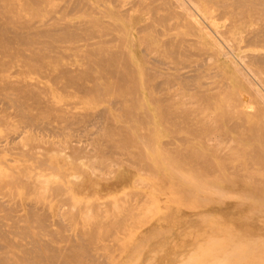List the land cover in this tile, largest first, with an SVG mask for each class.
Segmentation results:
<instances>
[{
	"label": "bare ground",
	"instance_id": "obj_1",
	"mask_svg": "<svg viewBox=\"0 0 264 264\" xmlns=\"http://www.w3.org/2000/svg\"><path fill=\"white\" fill-rule=\"evenodd\" d=\"M134 114L146 130L128 124ZM147 138L150 161L131 149ZM127 154L136 156L138 171L149 161L150 171L145 169L158 189L172 190V199L181 194L201 204V210L177 218L227 220L224 227L218 224L221 231L243 241L223 246L229 257L225 262L221 255L223 262L248 263V255L255 263L264 261V0H0V264H75L89 254L86 237L93 229L83 228L75 238L66 223L73 228L71 219L77 220L82 228L92 218H84L88 209L103 208L104 200L85 201L91 189L114 191L140 182L117 174ZM17 185L25 188L19 199L12 190ZM70 188L76 193H68ZM148 197L127 198V208L120 206L124 215L112 223L118 226L148 204ZM96 210L90 211L93 220L102 214ZM77 214L85 219L81 225ZM65 220L64 231L59 224ZM52 222L59 229L49 230ZM39 228L51 238L39 236ZM144 231L153 235L154 226ZM119 237L112 242L124 248ZM12 246L19 252L9 253ZM189 257L191 263L199 256Z\"/></svg>",
	"mask_w": 264,
	"mask_h": 264
},
{
	"label": "rangeland",
	"instance_id": "obj_2",
	"mask_svg": "<svg viewBox=\"0 0 264 264\" xmlns=\"http://www.w3.org/2000/svg\"><path fill=\"white\" fill-rule=\"evenodd\" d=\"M65 100V99H64ZM105 103V102H104ZM104 103H100L98 106L99 107H101ZM130 102H128L127 101V103H125V105L124 106H127L128 108L130 107V104H129ZM122 110V109H121ZM121 110H117V109H115L114 110V112L115 113H123V112H120ZM136 115L134 114L133 116H132V119L128 122V124H132L133 126H135L136 127V129H138V130H142V129H144L143 127H141L140 125H139V122L136 120V117H135ZM132 122V123H131ZM134 123V124H133ZM137 123V124H136ZM149 124L147 123V127H149L148 126ZM140 127V128H138V127ZM145 130H146V128H145ZM147 130H148V128H147ZM61 137V136H60ZM62 138V137H61ZM53 139H55L56 141H57V138H54L53 137ZM59 139V138H58ZM148 139V138H147ZM144 140V141H148V143L147 144H145V145H143L144 143H146V142H144L143 140L142 141H136V143H131V145H133V146H131V145H129V146H131V149H134L135 151H137L136 150V148H137V146H135L136 144L138 145V147H139V149H138V151L137 152H135L134 151V153L136 154H140L141 153V155H143L144 154V156L147 154V152H149V148H150V142H149V139L148 140ZM45 140L47 141H50V139H49V137L48 138H46V136H45ZM46 141H45V143H46ZM48 141H47V143H48ZM144 142V143H143ZM139 143H142V146H140L139 145ZM44 144V143H43ZM149 144V145H148ZM128 146V147H129ZM148 146V147H147ZM140 148H141V150H143V152L140 150ZM143 148V149H142ZM144 148H145V150H144ZM129 149H130V147H129ZM130 149V150H131ZM132 151V150H131ZM145 151H147V152H145ZM75 152L76 151H73V153L75 154ZM133 152V151H132ZM73 154V155H74ZM139 154H138V156H139ZM149 154V153H148ZM128 155H130V154H127V156ZM140 155V156H141ZM131 156H132V154H131ZM131 156H128L127 157V161L126 160H123V161H125V163L127 164L128 163V165H130L131 166V164L133 165L132 167H130V166H128V165H126L123 161H122V163L120 162L117 166H116V168L117 169H119V170H117V174L118 173H129L130 174V176L131 177H140V182L142 183L141 185H143V184H145L144 186H141V185H137V187H136V185L134 184V183H136V182H133V181H130V183L129 182H127V183H123V184H121V186H117V188H114V191H113V189L112 190H110V189H104V188H99V187H96V188H94V189H91L88 193H87V195H86V198H85V201L87 200V202L89 201V199L90 200H92V199H94V201H96V199H100V200H98L99 202L100 201H102V200H104V201H102L101 203H102V205H100L101 206V210H96L97 208H98V206L96 205L97 204V202H95V205L97 206H93L94 208H91L92 206H90V208L91 209H93V211H91V209H88V213L86 214L85 212V215H84V218L85 219H87V218H89V217H87L89 214H91V215H89V216H91L92 218H93V215H92V213L91 212H93V214L95 213V210H96V212L98 211V213H100L99 211H101L102 212V214L100 213V214H98V216L99 215H101V216H103V217H98L97 215L95 216L94 215V217L97 219V222H96V224L97 225H95V220H93L92 218H90V220L89 219H87L88 221H86V222H91V219H92V224L91 223H86V222H84L85 221V219L84 218H82L83 216H81L82 214H77V216L79 217H76V219H79V223L78 224H80V223H82V222H84L82 225L84 226H82V228H80L81 226H79V225H77V227H78V229H77V227H76V224H77V222H76V224H74V222L75 221H77V220H73V219H71V221H72V226H73V228L70 226V224L68 225V223H69V221L67 222L66 220H68V219H66L65 221H63V223H61V224H59L60 226H62V228L64 229V231H65V229L67 228V231L69 232H71L72 234H73V232H75L72 236H74L75 235V238L77 237V233H80V231H83V230H85L86 228H89V229H87V230H91V229H93L92 231V235H91V237L89 236V237H86L85 235H84V237H86V241H87V244H88V246H90V248H92V249H89V254H84L83 256H81L79 259L81 260L80 262L81 263H79V259H78V261L75 263V264H82V262L84 263V262H86L85 264H98V263H100V264H114V262H115V264H136V263H138V264H144L145 262H147V261H149V260H151L152 262H148V264H187V263H185V262H187L188 261V263H190V261H189V256H191V255H194V256H196V257H198V259H196L197 261L196 262H194V261H192V262H194V263H190V264H207V263H209V262H212L211 261V259H214V260H217L216 262L218 263V264H220V260H221V262H223V259L225 258V262H229V257L227 256L228 254L226 253L228 250L227 249H225V247L227 248V246H225V244L227 245V243L229 242V243H232V242H236V240L237 241H243V239H241V238H235L236 240L235 241H233V240H231V239H229L228 237H227V235L223 232V231H221L222 230V226L224 227V226H226V222H227V220H221V219H218V218H216V217H208V219L209 220H207V218L206 219H204L203 221H202V219H198V220H196L195 222H192V223H190V222H184V220H182V219H180V218H177V217H180L181 216V218L183 217V215H188V214H192V213H194V212H196V211H199V210H201V208H202V206H201V204L200 203H198L197 202V200L196 199H193V198H189L188 197V200L189 201H192L191 203H193V201H194V203L193 204H191V203H189V201L187 202V198L186 197H184L183 198V196L181 195V194H179V192H177V191H174V189H173V191L176 193H178L179 195H180V198H179V195L176 197V196H174L173 197V199H175V197L178 199H176L177 201H173V199H172V197H171V195L173 196V193L172 194H169V193H171L170 191H172L171 189L170 190H168V188H159L158 189V186H156V184H155V182L153 181V178L154 177H152L151 176V174H150V170H149V167H148V165H147V163L150 165V163H149V156H145V157H147V158H145L146 160L148 159L149 161L147 162H145L146 164H144V162H143V160L141 161L142 162V165H143V167H141V168H139V171L138 170H136L135 168H136V166H134L135 165V161H137L136 159H135V155H133V157H134V160L132 159V158H129V157H131ZM12 158H14L13 156H12ZM16 158V157H15ZM128 158H129V160L130 161H128ZM131 159H132V161H134V163H131L132 161H131ZM14 162L15 161H11L10 162V164H14ZM130 162V163H129ZM138 162V161H137ZM136 162V163H137ZM140 163H137V165L140 167V165H139ZM126 165V166H125ZM147 165V166H146ZM145 168H147L149 171H147ZM144 169H145V171H146V173L148 174H144ZM125 170V171H124ZM141 171V172H140ZM142 171H143V173H142ZM145 177H144V176ZM143 176V177H142ZM142 180V181H141ZM146 181H148V182H146ZM138 182V181H137ZM140 182H138L139 184H140ZM148 183V184H150V185H148L147 184V187H146V183ZM149 182H151V183H149ZM138 183H136V184H138ZM132 185V186H131ZM131 186V187H130ZM134 186V187H133ZM151 186V187H150ZM156 186V187H155ZM15 189H14V188ZM12 187V190H14L15 191V193H17L15 196H16V198L17 199H19L20 197H21V194L24 192V190H25V188H24V186H22L21 187V185H17V186H13ZM19 187V188H18ZM73 187H75V185H73ZM130 187V188H129ZM139 188V189H142V190H140L143 194H141V192H139V189L137 190L136 188ZM146 187V188H145ZM156 188L155 190L154 189H150V188ZM76 188V187H75ZM75 188H70L69 190H68V193H76L75 191H76V189ZM126 188H128V189H133V188H135L136 190H137V192H136V190L134 191V190H131V192H135V193H131V192H129V190L128 189H126ZM121 189V190H120ZM144 189V190H143ZM10 190V188L9 187H7V188H5V191H6V193L8 192ZM11 190V192H14V191H12ZM119 190H120V192H119ZM126 190H127V193L129 194H127L126 193ZM152 190V191H151ZM123 191H125V192H123ZM160 191V192H159ZM165 191V192H164ZM167 191V192H166ZM124 193V195H123V197L124 198H122V195H121V193ZM150 193V194H148V196H147V194L146 193ZM156 192V193H155ZM107 193V194H106ZM131 193V194H130ZM139 193H140V196H146V197H148V199L150 198V199H152L153 200V202H152V200H150L149 199V203L151 204V209L153 210L154 209V211H152L151 209H150V204L148 203H145V204H147V206L149 207V209H147L146 211L148 212H146L145 213V210L144 209H146L147 207H146V205L144 204L143 206H145V207H139V208H136L137 209V211H134V210H132V212H133V214H134V212H136L137 214H131V213H129L128 215L133 219H130V217L127 215L124 219L125 220H123V222L122 223H119L118 224V226H117V223L116 224H113L112 222V220H114L115 219V217L116 218H119V217H122L123 215H124V212L125 211H123V214H121V208H122V210H125V206H126V208H127V206H128V204L131 202V201H134V199H135V197L137 198V197H139ZM146 195H145V194ZM158 193V194H157ZM162 193V194H161ZM106 194V195H105ZM115 194V195H114ZM117 194H119V195H117ZM151 194H152V196H151ZM154 194H156L155 195V198L156 197H158V200H157V198L155 199L154 198ZM167 194V195H166ZM8 195V194H7ZM116 195H117V197L119 198L120 196V198H119V200L117 201V200H115V198L114 197H116ZM126 195H128V196H131L132 195V199L130 198V197H127ZM135 195V196H134ZM168 195H170V196H168ZM91 196V197H90ZM96 196V197H95ZM134 196V197H133ZM163 196V197H162ZM182 196V197H181ZM95 197V198H94ZM114 199H113V198ZM117 197H116V199H117ZM165 197H168L169 198V200L168 199H166L167 200V203H166V200H165ZM92 198V199H91ZM122 198V199H121ZM126 198V199H125ZM130 198L131 199V201L129 200V201H127L128 199ZM170 198L172 199V200H170ZM182 198V201H181V204H180V200L179 199H181ZM123 199H124V202H123ZM163 199V200H162ZM183 199H186L184 202L185 203H189L190 205H188V204H186L185 205V203L183 202ZM120 200H122V201H120ZM94 201H91V203L92 202H94ZM153 203V205H152V203ZM155 201V202H154ZM158 202V204H157V202ZM104 202H106L104 205H103V203ZM128 202V203H127ZM175 202V204H173ZM179 202V203H178ZM195 202H196V204H195ZM100 203V204H101ZM124 203H125V205H124ZM154 203H156V204H154ZM169 203V204H168ZM94 204V203H93ZM92 204V205H93ZM108 204H110V206H112L111 208H113V210L115 209V211L114 212H116L117 210H119V214L117 215V213H114L113 212V210L109 207V205ZM123 204V205H122ZM127 204V205H126ZM177 204V205H176ZM89 205H90V202H89ZM108 205V206H107ZM119 205V208H120V206L122 205V207L119 209L118 207H116V206H118ZM154 205H155V207H154ZM167 205H173L172 207L170 206V208L167 206ZM165 206V207H164ZM178 206V207H177ZM186 206V207H185ZM190 206V207H189ZM123 207H124V209H123ZM153 207V208H152ZM180 207V208H179ZM183 207V208H182ZM197 207H198V209H197ZM74 208V207H73ZM110 208V210H107V211H103V210H105V209H109ZM144 210H142V209ZM161 210H160V209ZM163 208V209H162ZM165 208V209H164ZM173 208H175V209H173ZM179 208V213H178V209ZM194 208V209H193ZM196 208V209H195ZM75 210L77 209V207L76 208H74ZM73 209V210H74ZM95 209V210H94ZM99 209V208H98ZM141 209V212H143L144 213V215L145 214H147V215H145V217L143 216V213H140V211L139 210ZM166 209H167V211H166ZM173 211H171V210ZM182 209V210H181ZM185 209V210H184ZM74 210V211H75ZM165 210V211H164ZM169 210V211H168ZM91 211V212H90ZM150 211H152V213L150 212ZM184 212V214H182L181 212ZM110 212V216H109V213ZM158 212V213H157ZM186 212V213H185ZM216 212V211H215ZM107 213V214H106ZM140 213V214H139ZM151 213V214H150ZM170 213V214H169ZM120 214H121V216H120ZM139 214V215H138ZM158 215V217H156L157 215ZM172 214L174 215L175 214V217L174 216H172ZM176 214H179L178 216L176 215ZM81 216V219H80V216ZM106 215H108L109 216V218H107V216ZM118 217H117V216ZM137 215H138V217H137ZM143 216V218H142V216ZM153 215V216H152ZM160 215V216H159ZM172 216V218H171V216ZM139 216L141 217V218H139ZM164 216V217H163ZM169 217V219H168V217ZM99 219H98V218ZM107 218V222L108 223H106V218ZM134 217L136 218V219H134ZM166 217V218H165ZM174 217V218H173ZM101 218H102V220H103V218H104V222L108 225H106V224H103V221H99V220H101ZM127 218V219H126ZM128 218H129V220H132V221H127L128 220ZM147 219V218H149V219H147V220H145L144 222H139L140 221V219ZM153 218V220L151 221V219ZM161 218V219H160ZM137 219H139V221H137V222H135ZM160 219V220H159ZM164 219H165V221H164ZM176 219H179V221L178 220H176ZM217 219V220H216ZM81 220H84V221H82L81 222ZM149 220V221H148ZM166 220H168V221H166ZM206 220V221H205ZM71 221H70V223H71ZM74 221V222H73ZM125 221V222H124ZM128 223H127V222ZM205 221V222H204ZM207 221H208V223H207ZM215 221H216V223H215ZM220 221H223V223L222 222H220ZM67 222V223H66ZM129 222H131L130 224H131V227H130V224H129ZM137 223V224H135V223ZM178 222V223H177ZM57 223L58 222H56V223H54V222H52V223H49L48 225H52L51 226V228H50V226L48 227V229L49 230H51L52 229V231H54V229L56 230L57 228L59 229V225L57 226ZM66 223V228H65V224ZM85 223L88 225V227H86L87 225H85ZM93 223H94V228H92L93 226H91V228L89 227V225H93ZM101 223L104 225H102V227H104V228H101ZM110 223V224H109ZM123 223H125V225L127 226V227H125V226H122L123 225ZM127 223V224H126ZM174 223V224H173ZM56 225V227H55V225ZM100 224V225H99ZM139 224V226H138V228H135V226H137ZM141 224H143V225H141ZM154 224H156V225H154ZM218 224H221L222 226L220 227ZM81 225V224H80ZM108 227V228H106L105 229V227L106 226ZM111 225H115L116 226V230H118L117 232H115L116 230H114L115 228V226L113 227H109V226H111ZM140 225H141V227H140ZM75 226V227H74ZM152 226H154V230L155 231H152V233H154L153 235L151 234V232L149 233V234H147L148 233V231L146 232V231H144L145 229L147 230V229H149L150 227H152ZM160 226H162V227H160ZM171 226V227H170ZM204 226V227H203ZM53 227V228H52ZM70 227V228H69ZM98 227V228H97ZM124 227V229H122ZM132 227H134V228H132ZM159 228V230H158V228ZM72 228V229H71ZM84 228V229H83ZM100 228V229H99ZM130 228V229H129ZM141 228V229H140ZM191 228V229H190ZM40 229H42V228H39V232L41 231ZM71 229V230H70ZM75 229H77V231L78 232H76V231H74ZM83 229V230H82ZM100 230V232H101V230L103 231V230H105V231H103V234H99V233H97L99 230ZM127 229V230H126ZM94 230H95V232H94ZM96 230H98V231H96ZM107 230V231H106ZM109 230V231H108ZM113 230V231H112ZM125 230H126V232H125ZM133 230V231H132ZM164 230V231H163ZM66 231V232H67ZM73 231V232H72ZM132 231V232H131ZM170 231V232H169ZM112 234H114L113 236L111 235V233ZM144 232H146V234L144 233ZM157 232H159V233H157ZM46 233V234H45ZM105 233V234H104ZM108 233V234H107ZM109 233H110V235L112 236V237H109V238H112L113 240H111L110 239V241H107V240H109V238L107 237V235H109ZM118 233H120V234H118ZM196 233V234H195ZM210 233V234H209ZM42 234H44V235H46V237H47V235H48V237L47 238H51V237H49V236H51L50 234H49V232H43V230L41 231V233H39V236H41ZM97 234L98 235H100V237H98L97 236ZM94 235V236H93ZM106 235V236H105ZM109 235V236H110ZM117 235H119V236H117ZM157 235V236H156ZM173 235V236H172ZM43 236V235H42ZM97 236V237H96ZM102 236H103V238H106L105 239V242H107V243H103L104 242V240L102 239ZM124 238V236H125V238L123 239L122 237ZM133 236V237H132ZM145 236V237H144ZM148 236V237H147ZM44 237V236H43ZM46 237H45V240H47L46 239ZM119 237V239H120V241H118L117 240V242H118V246L120 245V246H124V245H126V246H124V248L122 249V248H116V244L114 245V242H112V241H115L116 242V240L115 239H117ZM153 237V238H152ZM210 237H214V238H210ZM219 238L218 239V241H216L217 240V238ZM222 237H224L223 239H222ZM41 238V237H40ZM98 238H100L99 240H98ZM143 238V239H142ZM149 238V240L150 241H152L153 240V242H150L149 240H147ZM171 238V239H170ZM42 240H44V238H41ZM176 239V240H175ZM215 240V242L213 241V240ZM240 239V240H239ZM92 240H94V241H92ZM101 240V241H100ZM143 240V241H142ZM147 240V241H146ZM209 240H210V242H209ZM137 241H139V243H141V242H144V243H141V244H138V242ZM173 241V243H171ZM241 241L238 243V244H242L241 243ZM245 241V240H244ZM89 242H91L90 243V245H89ZM109 242V243H108ZM219 242H220V244H219ZM247 242V241H246ZM246 242L245 243H243V244H245L246 245ZM95 243V244H94ZM112 245H111V244ZM175 243V244H174ZM209 243V244H208ZM228 243V244H229ZM100 245V246H98V245ZM105 244H110V245H105ZM136 244L137 245H141V247H136ZM147 244V245H146ZM93 247H92V246ZM97 245V247L95 248V246ZM114 245V246H113ZM128 245V246H127ZM134 245H135V249H137V250H135L134 249ZM205 245V246H204ZM210 245H213V246H216V252H214L213 250H212V252L210 251V249H213L214 247H211ZM101 246H102V248H101ZM108 246V247H107ZM117 246V247H118ZM223 246H225V247H222ZM244 245H242L241 247H243ZM10 247V246H9ZM8 247V248H9ZM99 247V250L97 249ZM107 247V248H106ZM115 247V248H114ZM144 247V248H143ZM221 247V248H220ZM12 248V249H11ZM10 249H9V253H11V252H13V251H11V250H16L17 252H19V250L17 249V248H15L14 246H12ZM14 248V249H13ZM94 248V249H93ZM100 248H101V253H103V254H101L100 253ZM109 249V250H107L108 251V253L107 252H105L104 250V252L102 251V249ZM113 248V249H112ZM207 248H209L207 251H205V249H207ZM98 251H97V250ZM118 249V251L119 252H117L116 250ZM128 249V250H127ZM142 249V250H141ZM97 252V253H95V251ZM114 250V251H113ZM127 250V251H126ZM133 250H135V251H133ZM215 250V249H214ZM222 250H226L225 252L224 251H222ZM15 251V252H16ZM113 251V252H112ZM143 251V252H142ZM192 251H195V252H193V253H191ZM206 253H205V252ZM220 251V252H219ZM14 252V253H15ZM93 252V253H92ZM126 252V253H125ZM132 252V253H131ZM140 252V253H139ZM155 252V253H154ZM202 252V253H201ZM204 252V253H203ZM218 252V253H217ZM222 252H223V254H222ZM106 253V254H105ZM113 253V254H112ZM117 254V255H115V254ZM124 253V254H123ZM141 254L140 256H139V254ZM13 254V253H12ZM12 254H9V255H12ZM92 254V255H91ZM107 254H109V255H107ZM112 254V255H111ZM196 254V255H195ZM224 254H226L225 256H224ZM101 257H100V256ZM105 255V256H104ZM150 255V256H149ZM221 255H223V259L221 258L222 256ZM87 256V257H86ZM99 256V257H98ZM117 256V257H116ZM139 256V257H138ZM218 256H220V257H218ZM83 257H85V260H84V258ZM89 257V258H88ZM91 257V258H90ZM93 257H95V258H93ZM103 257V258H102ZM109 257V262H108V260H107V262H104V260L106 261V259ZM115 257H116V259H115ZM153 257H154V259H153ZM187 257H188V260H187ZM193 257V256H192ZM217 257L218 258H220V260L219 259H217ZM228 257V258H227ZM248 257H249V255L247 256V257H245V259H246V262L248 261V263H244V261H243V263L242 264H256L255 263V257H253V256H251L249 259H248ZM40 258V257H39ZM90 260H88V259ZM99 258V259H98ZM112 258H114V259H112ZM135 258H137V260L136 261H133V260H135ZM87 259V260H86ZM93 259H94V262H93ZM101 259H103V261L101 260ZM111 259L112 260H114V261H112L111 262ZM139 259V260H138ZM153 259V260H152ZM195 259V257L192 259H190V260H194ZM226 259H228V260H226ZM248 259V260H247ZM92 260V261H91ZM187 260V261H186ZM88 261V262H87ZM96 261V262H95ZM90 262V263H89ZM93 262V263H92ZM136 262V263H135ZM167 262V263H166ZM225 262H223L222 264H224ZM250 262H252V263H250ZM214 262H212V264H213ZM217 263H214V264H217ZM259 263V262H258ZM257 263V264H258ZM145 264H147V263H145ZM211 264V263H210ZM225 264H228V263H225ZM259 264H264V261L262 262V263H259Z\"/></svg>",
	"mask_w": 264,
	"mask_h": 264
}]
</instances>
